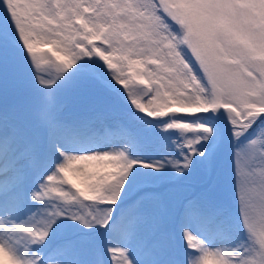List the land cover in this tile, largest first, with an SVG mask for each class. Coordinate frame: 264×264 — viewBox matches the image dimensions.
<instances>
[{"label": "snow or ice", "instance_id": "1", "mask_svg": "<svg viewBox=\"0 0 264 264\" xmlns=\"http://www.w3.org/2000/svg\"><path fill=\"white\" fill-rule=\"evenodd\" d=\"M0 264H264V0H0Z\"/></svg>", "mask_w": 264, "mask_h": 264}, {"label": "rangeland", "instance_id": "2", "mask_svg": "<svg viewBox=\"0 0 264 264\" xmlns=\"http://www.w3.org/2000/svg\"><path fill=\"white\" fill-rule=\"evenodd\" d=\"M170 115H171V113L168 114V116H170ZM179 115L182 116L185 119H191V118H194L195 114L186 113V114H179ZM168 116L157 118V119H166V118H168Z\"/></svg>", "mask_w": 264, "mask_h": 264}]
</instances>
